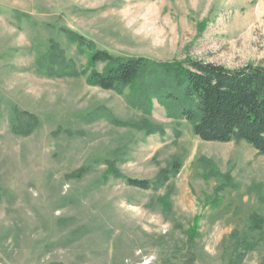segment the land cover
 I'll use <instances>...</instances> for the list:
<instances>
[{"label":"rangeland","instance_id":"374dc122","mask_svg":"<svg viewBox=\"0 0 264 264\" xmlns=\"http://www.w3.org/2000/svg\"><path fill=\"white\" fill-rule=\"evenodd\" d=\"M63 30L122 59L264 68V0H0V264H264V155L134 108L132 87L46 76L50 42L88 68ZM13 108L38 118L30 136Z\"/></svg>","mask_w":264,"mask_h":264},{"label":"trees","instance_id":"16d2710c","mask_svg":"<svg viewBox=\"0 0 264 264\" xmlns=\"http://www.w3.org/2000/svg\"><path fill=\"white\" fill-rule=\"evenodd\" d=\"M63 33L78 51L90 52L88 68L79 71L60 46L50 42L47 52L40 59L46 76L61 79L86 75L88 84L107 92L132 87L136 92L130 101L134 108L148 114L155 101L164 108L168 117L189 123L194 136L203 142H244L264 155V68L247 65L230 70L196 60L154 64L143 57L122 59L96 50L90 41L78 34L66 30ZM10 117L11 133L17 137L30 136L40 123L35 116L16 108L11 110ZM142 128L148 133L159 130L150 124ZM85 172L84 168L78 170L80 176ZM115 177L138 190H157L163 185L160 180ZM254 226L258 228L257 222ZM194 232L195 229H192L190 233ZM185 236L189 250L194 241L193 234ZM240 247L249 251L252 246L242 241ZM243 255L239 254L240 259Z\"/></svg>","mask_w":264,"mask_h":264}]
</instances>
